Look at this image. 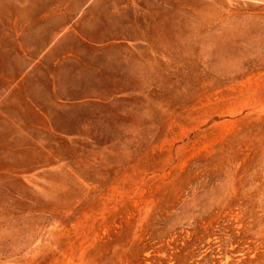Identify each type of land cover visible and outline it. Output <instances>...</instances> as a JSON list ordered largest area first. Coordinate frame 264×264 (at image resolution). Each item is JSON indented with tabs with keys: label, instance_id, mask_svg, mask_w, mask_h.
Wrapping results in <instances>:
<instances>
[{
	"label": "rangeland",
	"instance_id": "rangeland-1",
	"mask_svg": "<svg viewBox=\"0 0 264 264\" xmlns=\"http://www.w3.org/2000/svg\"><path fill=\"white\" fill-rule=\"evenodd\" d=\"M0 264H264V0H0Z\"/></svg>",
	"mask_w": 264,
	"mask_h": 264
}]
</instances>
